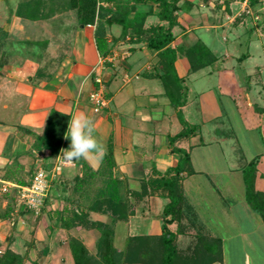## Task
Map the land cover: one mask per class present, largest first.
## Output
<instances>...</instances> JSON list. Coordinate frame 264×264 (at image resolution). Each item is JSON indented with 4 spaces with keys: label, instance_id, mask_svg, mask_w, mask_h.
I'll list each match as a JSON object with an SVG mask.
<instances>
[{
    "label": "crops",
    "instance_id": "crops-1",
    "mask_svg": "<svg viewBox=\"0 0 264 264\" xmlns=\"http://www.w3.org/2000/svg\"><path fill=\"white\" fill-rule=\"evenodd\" d=\"M182 1L189 6L175 13L176 23L170 29L173 39L168 46L178 49L172 66L182 86L179 93L184 95L179 111L192 131L174 138L183 127L159 78L162 71L158 68V56L145 47L143 40H136L130 30L120 37L119 24H104L105 47L101 55L94 42L96 17L90 27L79 25L72 10H60L46 19L31 20L16 15L19 0H0V29L4 33L0 37L4 38V44H26L25 54L13 56L15 50H11L7 54L10 61L0 65V188L28 183L39 166L47 172L50 170L54 157L38 144L51 110L67 116L58 155L70 144L64 139L69 120L84 112L94 120L95 136L104 144L106 153L110 151L111 157L110 165H105L103 157L99 161L80 159L72 166L63 167L57 179L50 181L43 207L37 214L25 209L13 212L12 203L0 193V214L9 208L5 218L0 216V253L8 250L27 255L34 251L35 255L45 257L54 239L57 247H68L64 240L70 236L79 239L90 254L92 251L86 238L89 234L94 238L91 229L80 228L73 232V227L66 229L62 225L64 221L57 218L63 208L69 212V204L82 205L87 185L80 182V186H75V183L86 172V178L93 176L91 185L95 187L107 176L105 174L118 181V196L132 207V213L124 220L112 221L109 215L92 211L87 213L88 220L104 224L112 221L114 238L117 224L124 223L129 227L139 216L144 220V232L128 237L159 235L161 211L167 200L153 192L150 181L176 166L178 156L174 150H180L189 158L188 166L179 174L181 192L190 210L186 215L193 216L194 220L191 219L198 231L220 242V261L212 264H264V221L245 200L243 167L237 168L231 165L233 163H222V167L215 165L216 159L223 160L224 155L230 157L237 153L233 123L227 118L228 114L236 113L243 124L236 100L242 97L241 109L245 113L250 111L251 119L255 118L254 112L258 116L254 119L257 125L249 124L250 127L244 123L250 129L245 128V132L256 131L257 136L252 139L255 150L246 156L240 154L238 161L245 166L256 160L253 190L264 191V81L258 68L253 73H244L246 81L242 93L235 97L230 94L225 103L228 108H225L221 102L223 93L236 88L226 82L227 76L232 77V64L240 65L249 55L234 57L225 53L220 56L211 52L199 36L201 32L218 35V31L226 26L229 31L238 25L243 27L245 18L236 19L234 24L223 23L225 16L229 17L236 9L235 6L231 8L237 4L235 0L229 5L223 0ZM99 2L100 8L109 11L104 19L127 2L134 9L126 12V20L146 14L141 29L167 26L165 21L157 19L158 9L151 1ZM56 25L57 32L65 33L62 39L50 37L51 29ZM134 28L140 30L139 24H134ZM221 40L227 43V39ZM196 41L201 42L216 59L194 69L185 57V50ZM262 48L264 56L263 44ZM226 62L230 63L228 68L224 66ZM201 69H206L203 76L208 80L207 85L194 88L186 84L191 74ZM94 89H100L105 100L104 107L97 113L92 112L88 101V93ZM226 147L234 150L226 152ZM145 189L152 192L139 197ZM220 227L228 234L221 235L218 232ZM168 229L174 233L176 224L168 225ZM192 230L187 231L188 236ZM187 235L179 234L176 239L189 238ZM224 238L230 239L227 245ZM91 246H94L93 241Z\"/></svg>",
    "mask_w": 264,
    "mask_h": 264
},
{
    "label": "trees",
    "instance_id": "trees-1",
    "mask_svg": "<svg viewBox=\"0 0 264 264\" xmlns=\"http://www.w3.org/2000/svg\"><path fill=\"white\" fill-rule=\"evenodd\" d=\"M98 0H68V7L74 12L75 19L79 25L85 26L92 24L96 17L94 29V42L96 50L99 54H103L104 41V24L116 23L121 26L120 37H123L129 30L136 37L145 43L148 50L156 52L159 64V71H162L159 78L161 79L166 95L170 99V103L174 106L176 116L179 123L183 127V131L176 134L175 137L186 136L192 131L182 119L179 107L184 101V95L179 92L182 90L180 81L175 77L173 71V61L176 57L178 49L169 48V43L173 39L171 27L176 23L175 13L189 4L182 0H132L134 3L151 1L157 6L156 17L160 21H165L167 26H154L143 30L142 24L146 14L133 16L131 20H126V12L132 11L133 6H128L127 2L116 8V12H112L110 16L104 19L109 13L106 9L97 7ZM207 2L208 0H203ZM34 3H32V6ZM97 10V11H96ZM15 13L17 16L31 20L43 18L33 8H27L26 4H17ZM137 18L139 19L137 21ZM139 24L140 30H135L134 24ZM0 35L4 33L0 29ZM3 38V37H2ZM3 43L0 40V48ZM185 57L194 69L209 65L216 59L209 50L199 41L194 42L190 48L185 50ZM171 85V86H170ZM67 116L51 110L46 118L44 131L39 138V147L46 149L50 157H54L60 147V142L65 131ZM177 154L176 166L170 171L159 176L155 180L150 181L153 192L156 191L160 197L167 200L161 211L160 233L157 236H132L126 239L124 247L120 251H116L112 245V221L124 220L132 213V207L128 205L127 200L121 199L117 193L118 181L105 174V178L99 180L97 187L91 185L94 180L93 176L87 177V172L82 178L77 180L75 186H80V182L85 184L84 201H88L89 192L86 190H94V197L89 199V203H82L83 211L67 212L63 208L60 215H57L59 221H64L63 227L69 228L75 225H85L94 228L97 232V238L94 244L95 252L91 255L87 252L80 241L75 238H69L67 241L73 264H212L220 261V242L218 239L198 231L195 228L196 223L186 215L189 213L180 188L179 174L188 166V155L180 150H174ZM110 151L108 150L104 156L105 165L111 164ZM256 160H252L242 168V177L244 184V197L249 207L256 212L262 221H264V191L257 192L253 190L252 179L254 165ZM107 177V179H106ZM91 179V180H90ZM83 180V181H82ZM82 184V185H83ZM81 185V186H82ZM93 186V188H91ZM89 187V188H88ZM88 188V189H86ZM152 190H143L139 197L148 196ZM8 202L11 203L7 194H2ZM9 208H5L0 214L2 218L6 217ZM63 211L65 216H63ZM88 211L107 214L111 217L110 224L99 222H88L86 220ZM68 215V216H67ZM62 217H65L64 219ZM67 219V220H66ZM175 223L176 229L172 233L168 229V225ZM82 225V226H83ZM194 228V229H193ZM192 234L187 235L189 230ZM187 235L190 243L184 248H180L177 242V235ZM20 255L14 254L8 250H4L0 256V264H21Z\"/></svg>",
    "mask_w": 264,
    "mask_h": 264
},
{
    "label": "rangeland",
    "instance_id": "rangeland-1",
    "mask_svg": "<svg viewBox=\"0 0 264 264\" xmlns=\"http://www.w3.org/2000/svg\"><path fill=\"white\" fill-rule=\"evenodd\" d=\"M235 1H237V4L232 5V6L230 5V6L231 8L235 6L236 9L232 10L233 14H230L231 16L230 15L229 17L225 16L223 23L225 25L227 23L234 24L237 21L236 19L245 18L243 21V25H244L243 27L238 25L235 30L229 31L226 26L223 28L221 32L218 31L219 33L218 35H215L213 33L212 34L207 33V32H201L199 34L201 39L207 45L208 49L210 48L209 50H212L211 52H215L220 56L225 53L227 55L234 56V57H239L240 55L245 54V53H248L249 55L247 58H245L241 62L240 65H237L236 63L232 64L233 68L230 70L232 72V77L227 76L228 80L226 82L227 83L229 82L231 84V87L236 86V88L233 91L230 90L228 93L227 92L223 93V96L221 97V102L223 106L227 102L230 94H232V96L235 97L236 95H239L242 93L241 91L243 90H241V88H244L245 86L244 81H246V79H244V76H243L244 73H251V72L253 73L256 71V68H258L260 71V75H261L260 78L264 81V56L262 53V49H263L262 44L264 45V0H235ZM232 2L233 0H223V3H226L228 5ZM23 3L26 4L27 8H31V9L33 8L34 11H37L38 14H40L43 17V19L44 18L46 19V17L52 16L56 11L71 10L68 7V0H19L20 5ZM32 3H34L33 6H32ZM12 6L13 5H11L10 8H12ZM73 15L75 14L73 13ZM56 26L51 29L52 31L50 32V37H52V39L57 38V37H58L57 39H60V38L62 39V37L65 36V33L57 32L56 28H58V26L57 27ZM222 38L227 39V43L222 41L221 40ZM0 40H1V43L4 44V38L0 37ZM25 48H26V44L24 43H20V42H12V43L8 42L7 43L6 42V45L0 48V58L2 61L0 62V65L4 63L5 61H10L9 60L10 56L8 58L7 54L10 53L11 50H15V52L13 51V56L16 54L22 56L23 54H25ZM18 52L20 54H18ZM233 61L235 62V60ZM229 62H226L224 66L229 67L230 66ZM204 70L206 71V69H201V70H198L195 74H191L186 84H190L194 88L202 87L205 84L207 85L208 80L205 78V76H203V73L205 72ZM254 79L255 78H253V80ZM254 91H257V90H254ZM262 96L264 97V93L262 94ZM236 100L240 106L239 113L241 115V119L244 120V122L242 124V122L237 118L236 113L230 116L228 114L227 119L229 120L230 123L231 122L233 123L232 124L234 127L233 128V132H234L233 140H237L234 143L235 147L237 148V153L234 152L230 157H227V155L226 156L224 155L223 160L216 159L215 165H217V167H222V163L223 165L225 164L228 165V164L233 163L231 165L236 166L237 168L238 167L244 168V164L242 162L241 164L239 163L238 157L240 156V154H245L246 156L248 153L254 151L256 147V146H253L255 144L253 143L252 139H254L257 136V133L256 131L245 132L246 127L244 123L246 122V125H249V124L251 125L253 123L257 125L256 123L257 120H254L258 118L257 112L253 113L255 118L251 119L250 115L252 113H249L250 111L248 113H245V111L241 109L242 97ZM226 107L228 108L227 105H225V108ZM227 110L228 109H226V111ZM262 121L264 122V115H263ZM249 126H247V128H249ZM247 128L246 130H250ZM228 142H230V140ZM225 149H226V152H231L232 150H234V149L230 150L227 147ZM91 188H93V186ZM88 196L89 197L87 199L88 200L87 202L86 200L85 201L83 200L84 203L86 202L85 205H87V203L91 201V200L89 201V199L94 197V190H91ZM73 205L74 204H69V212L73 213L75 211H78V212L83 211V209L81 208L83 205H80V204L79 205L76 204L75 206ZM86 220L88 219L86 218ZM89 221L91 222L92 220L90 219L88 220V222ZM92 222H95V221H92ZM82 225L80 224L75 225L72 228L73 232L80 230V228L82 229L84 228L88 230L91 229V232H92L91 234L94 235V238L93 236L89 234L88 235L89 238H86V239L89 242L88 248L92 251L90 254L94 255L95 246H91V245H92V241L95 244V241L97 238L96 235H98V232L94 228L88 225L87 226L85 225L82 226ZM144 230H145L144 220L141 219L139 216L135 219V221L133 220V224L130 225L129 227H127L124 223H119L115 227L114 238H112L111 240V245L118 252L123 249L126 239L128 238L130 234L132 235L142 234ZM218 232H220L221 235L223 233H226L225 231L223 232L221 227H220V231ZM223 236H225V234ZM69 238L71 237L68 236L64 241L67 243ZM189 240L190 239L188 238L180 239L179 241H177L178 246L180 248H184L187 244L190 243ZM229 240L224 238V241H226L225 242L226 245H227V242H229ZM52 248H53V251L51 252ZM38 250L39 248H36V251ZM49 251L50 252H48L45 257L39 256L38 254L35 255L34 251L29 252V254L27 255H20L22 259L21 264H73V260H72V256H71L69 248L68 247H57V240L54 239V244L52 245L49 244ZM2 253H0V256H2ZM224 258L227 261V256H225Z\"/></svg>",
    "mask_w": 264,
    "mask_h": 264
},
{
    "label": "built area",
    "instance_id": "built-area-1",
    "mask_svg": "<svg viewBox=\"0 0 264 264\" xmlns=\"http://www.w3.org/2000/svg\"><path fill=\"white\" fill-rule=\"evenodd\" d=\"M100 5V2L97 1L96 9ZM86 27H90V25L87 24ZM88 101L91 105L92 112L97 113L105 104L103 92L100 89L91 90L88 93ZM59 156L58 154L54 156L48 172L41 166L37 167L28 183L21 186L10 185L0 188V193L10 196L13 212L20 209L29 210L35 214L40 212L47 196L50 181H55L57 179L63 167L73 165V163L65 164ZM8 188L11 190L9 193Z\"/></svg>",
    "mask_w": 264,
    "mask_h": 264
},
{
    "label": "clouds",
    "instance_id": "clouds-1",
    "mask_svg": "<svg viewBox=\"0 0 264 264\" xmlns=\"http://www.w3.org/2000/svg\"><path fill=\"white\" fill-rule=\"evenodd\" d=\"M96 124L86 113L81 112L72 116L68 122L64 139L69 140L68 148L60 150L59 158L65 164H72L83 159L102 160L106 154L104 144L95 136Z\"/></svg>",
    "mask_w": 264,
    "mask_h": 264
}]
</instances>
